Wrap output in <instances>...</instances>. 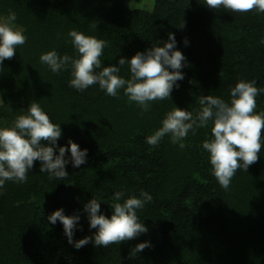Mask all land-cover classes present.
<instances>
[{
    "label": "trees",
    "instance_id": "obj_1",
    "mask_svg": "<svg viewBox=\"0 0 264 264\" xmlns=\"http://www.w3.org/2000/svg\"><path fill=\"white\" fill-rule=\"evenodd\" d=\"M129 1L0 0V17L15 12L13 23L27 36L0 69V127L37 102L61 128L56 154L69 140L88 150L79 168L66 152L63 179H50L35 161L26 183L8 181L0 189V264H264V145L258 162L247 172L238 170L225 191L202 148L211 122L189 132L183 149L167 135L157 147L146 142L174 107L195 115L201 96L229 101L230 88L241 78L264 88V13L211 10L205 0H155L144 11L131 9ZM71 29L109 42L102 67H120L121 57L162 46L172 33L186 58L184 78L169 99L152 102L143 115L123 89L118 97L98 85L78 92L69 86L71 64L53 73L39 59L51 50L78 58L67 35ZM119 75L130 78L128 65ZM256 100V111H264V93ZM141 190L153 197L137 210L148 231L120 245L96 247L97 230L90 228L84 206L95 198L98 214L110 218L115 192L128 198ZM58 209L80 217L72 239L90 237L88 244L75 248L63 225L51 224L48 217ZM143 242L151 246L134 253Z\"/></svg>",
    "mask_w": 264,
    "mask_h": 264
},
{
    "label": "clouds",
    "instance_id": "obj_2",
    "mask_svg": "<svg viewBox=\"0 0 264 264\" xmlns=\"http://www.w3.org/2000/svg\"><path fill=\"white\" fill-rule=\"evenodd\" d=\"M205 4L211 10L223 8L227 12L239 14L253 11L264 13V0H205ZM130 7L137 8V5L130 4ZM16 19V13L12 11L7 17L0 18V69L6 59L15 56L16 48L27 42L23 30L13 23ZM67 35L78 58L73 59L67 54L61 56L51 50L42 53L39 59L53 73H59L71 64L69 86L78 92L98 85L107 95L118 97L119 91L123 89L128 102L136 104L143 115L150 110L152 102L169 99L174 86L178 87L177 81L184 78L181 69L186 58L176 49V39L172 33H169L168 41L163 42L162 46L153 45L143 52L138 51L130 59L121 57L118 61L120 67H102L101 57L109 46L108 41L75 29L69 30ZM260 43L264 44V39ZM124 65L129 67L128 79L119 75ZM262 93L264 88L257 87L255 80L241 78L230 88L229 101L213 95L201 96L198 100L200 108L195 115L192 111L174 107L165 114L162 126L148 136L146 142L154 148L167 135L171 143L183 149L186 147L183 141L189 132L195 134L196 129L206 128L211 122V137L203 141L202 148L208 153L211 174L220 187L227 191L238 170L247 172L250 165L258 162V154L264 145V111H256V98ZM60 136V126L51 121L37 102H31L28 109L17 115L10 126L0 127V189L8 181L26 183L35 161L40 162V172L49 173L50 179L68 176L65 170L69 163V159H65L66 152H70L74 168L85 164L88 150H81L71 140L67 147L60 146L56 154V142ZM41 141H48L50 146H44ZM112 199L110 218L98 214L100 202L95 198L84 206L90 228L97 230L94 234L96 247L120 245L148 231L137 215V210L143 209L153 200L148 192L141 190L139 197L125 198L124 192L117 191ZM48 219L53 225L57 221L63 225L68 242L77 249L92 239L85 237L73 241L74 230L80 219L78 215H65L63 209H58ZM150 246L148 242L139 243L133 252L139 253Z\"/></svg>",
    "mask_w": 264,
    "mask_h": 264
},
{
    "label": "rangeland",
    "instance_id": "obj_3",
    "mask_svg": "<svg viewBox=\"0 0 264 264\" xmlns=\"http://www.w3.org/2000/svg\"><path fill=\"white\" fill-rule=\"evenodd\" d=\"M154 2H155V0H130L129 1V7H130V4H136L137 8H134V7H130V8L131 9L144 10V11H151L153 9ZM16 27L18 29H21L18 26H16ZM0 103H1V101H0Z\"/></svg>",
    "mask_w": 264,
    "mask_h": 264
}]
</instances>
